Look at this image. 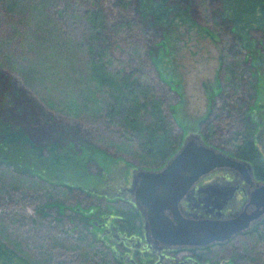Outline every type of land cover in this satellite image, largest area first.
I'll list each match as a JSON object with an SVG mask.
<instances>
[{"label":"rangeland","instance_id":"374dc122","mask_svg":"<svg viewBox=\"0 0 264 264\" xmlns=\"http://www.w3.org/2000/svg\"><path fill=\"white\" fill-rule=\"evenodd\" d=\"M10 1L18 3L14 12L0 7V128L21 127L37 147L56 143L69 160L46 166V151L38 160L23 146L0 148V239L30 264H115L93 222L124 208L93 190L123 165L152 168L138 156L136 137L93 119L103 97L82 63L80 41L83 12L96 0ZM220 1L177 0L194 24L177 18L167 28L150 27L139 20L134 32L108 36L124 68H143L181 138L206 133L209 124L211 143L230 146L241 116L264 107V38L250 33L252 53H237L238 81L230 80L232 35L212 23ZM98 2L109 25L123 19L111 0ZM38 176L78 182L88 195L48 191ZM212 249L214 264H264V237L254 242L239 234Z\"/></svg>","mask_w":264,"mask_h":264},{"label":"trees","instance_id":"16d2710c","mask_svg":"<svg viewBox=\"0 0 264 264\" xmlns=\"http://www.w3.org/2000/svg\"><path fill=\"white\" fill-rule=\"evenodd\" d=\"M177 0H111L112 5L121 13L123 19L113 24L107 23L103 8L98 0L96 4L89 5L83 12L84 30L81 38V46L84 49L82 63L88 69L94 85L103 97L100 109L95 112L93 119L106 128H117L131 134L139 141L136 146L138 156L145 162L150 163L151 168H156L164 164V161L172 156L183 138L175 130L174 124L165 115L163 98L157 94L152 84L148 83V77L143 68H124L123 64L112 55L110 50L109 32L131 33L139 20L147 21L150 27L169 26L175 19L194 24L190 20L188 8H180L174 4ZM221 6L217 14L213 16L212 23L226 34L232 35V43L229 46L228 56L233 61L227 63L225 67L230 80L238 81V67L236 66V55L239 52L251 54L248 50V39L251 32H258L264 38V0H221ZM136 6L137 17H133L130 4ZM17 1L11 3L9 0H0V7L8 12H14ZM18 8V7H17ZM167 28V27H166ZM228 50V51H229ZM122 65L117 68L116 65ZM74 67L73 62L69 63ZM108 75L109 77H105ZM238 132L234 135V141H241L244 149L249 152L250 160L259 165L258 155L254 146L249 141H245L247 130L244 129V119L241 116ZM206 134L210 137L212 128L206 125ZM250 126H247V129ZM205 130V131H206ZM243 130V132H242ZM241 134V135H240ZM212 136V135H211ZM25 147L31 151L35 158L44 157L46 151L51 159L46 166L61 164L69 158L63 157L58 144L42 147L33 145L29 137L23 132L21 127H12L10 124L0 128V148L7 152L14 147ZM7 157H4L6 159ZM92 160V159H91ZM45 168V167H44ZM42 180V187L48 191L61 190V192L72 193L74 190L88 195L78 182L67 183L55 182L53 180ZM61 188V189H59ZM125 208V207H124ZM126 219L127 226L132 228L137 224V215L133 208L126 207L122 211ZM126 223L125 221H123ZM254 242L264 237V228L255 229L246 233ZM28 261V260H27ZM23 257H19L12 248H8L0 239V264H30Z\"/></svg>","mask_w":264,"mask_h":264},{"label":"flooded vegetation","instance_id":"af4514ba","mask_svg":"<svg viewBox=\"0 0 264 264\" xmlns=\"http://www.w3.org/2000/svg\"><path fill=\"white\" fill-rule=\"evenodd\" d=\"M243 119L248 135L243 138L254 146L259 165L250 160L249 152L241 145L243 139L232 141L230 146L220 139L218 144L213 145L206 133H198L205 145L245 165L242 169L220 167L209 171L187 190L177 206L180 215L187 219L222 221L235 217L247 218L245 228L228 240L212 241L201 246L162 244L153 239L150 230L143 227L141 212L144 207L135 204L129 192L132 178L137 179V171L143 168L123 165L119 176L101 180L102 185L93 190L107 201L121 202L123 208H133L137 215V224L132 228L127 226L122 215L125 208L120 214L104 215L101 222H93L97 229V242L108 249L115 264H214V260H211L213 247L229 243L236 235L264 228V107L243 115ZM247 126L250 127L247 129ZM163 166L143 170L153 172Z\"/></svg>","mask_w":264,"mask_h":264},{"label":"water","instance_id":"95a60500","mask_svg":"<svg viewBox=\"0 0 264 264\" xmlns=\"http://www.w3.org/2000/svg\"><path fill=\"white\" fill-rule=\"evenodd\" d=\"M240 163L200 141L198 132L186 134L174 154L158 171L138 170L132 178L134 203L144 207L143 227L153 239L165 245H206L231 238L245 228L247 218L231 220H195L180 215L178 202L203 175L220 167L242 169Z\"/></svg>","mask_w":264,"mask_h":264}]
</instances>
